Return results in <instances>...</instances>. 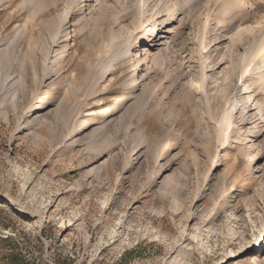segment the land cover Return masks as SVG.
<instances>
[{
  "label": "rangeland",
  "instance_id": "374dc122",
  "mask_svg": "<svg viewBox=\"0 0 264 264\" xmlns=\"http://www.w3.org/2000/svg\"><path fill=\"white\" fill-rule=\"evenodd\" d=\"M263 40L264 0H0V264H264V71L221 60Z\"/></svg>",
  "mask_w": 264,
  "mask_h": 264
},
{
  "label": "bare ground",
  "instance_id": "6f19581e",
  "mask_svg": "<svg viewBox=\"0 0 264 264\" xmlns=\"http://www.w3.org/2000/svg\"><path fill=\"white\" fill-rule=\"evenodd\" d=\"M175 10V8L172 6V8L170 9V11H171V13H170V17L168 18V21L166 22L167 24L168 23H172L174 20H173V18H174V11ZM161 19L159 18V19H157L156 21H155V23L156 22H160L159 23V26L158 27H155V24H154V30H152L150 33L151 34H149L148 35V37H143V38H141L140 40H138V45L137 46H142V50L144 51L143 53H139V55H138V57L139 58H137V61L138 62H140L141 63V65H142V63H143V61H146V59L149 57V55H150V53H147V50L148 51H151V49H154V48H157L160 44H161V39L163 38V37H165V35H163L162 33H166V32H168L167 30H166V27L164 26V24H165V22L164 21H160ZM69 19H68V16H67V14L66 15H64V17H61V19H60V24L62 25L63 23L64 24H67V23H69ZM256 39V38H255ZM258 41V40H257ZM235 43V42H234ZM252 43V42H251ZM256 43V41H254V45H253V43H252V45L249 47V48H247V50L245 51L246 53H244V51L243 52H241V53H243L242 54V58L239 60L238 59V61H237V59H235L236 57H237V55H235L232 51H228V53L225 55V56H222L221 57V60H223V62H226V63H228V64H230L231 65V67H230V69L228 70V75H227V79H228V82H227V86L230 88V91H231V93L233 92V93H235V98L238 100L240 97H242L241 96V94L239 93V82H238V80H239V78H242V77H245V79H247V78H250V77H252V79H254V81L255 80H259V79H261V80H263L262 78L263 77H260L261 75H259V74H261L258 70V68L256 67V70H257V72L256 73H254L253 74V71L255 70V68H253L254 66H253V62H255V60H257V59H259V64L261 65V69H262V71H264V49H262L261 48V46H263L264 47V40L262 41V43H259V42H257L258 44H255ZM262 44V45H261ZM201 48V47H200ZM201 50H202V48H201ZM202 53V52H201ZM200 53V54H201ZM142 54H144V56H145V58H144V60L141 62V55ZM202 55V54H201ZM201 57V56H200ZM144 64V63H143ZM203 64V63H202ZM249 65H251L250 66V68L248 69L247 67H249ZM255 65V64H254ZM229 66V65H228ZM201 67H204V65L202 66V65H200V69H201ZM202 69H204V68H202ZM205 69H206V67H205ZM204 72V71H203ZM202 73V72H201ZM239 73L241 74V75H239ZM205 74V73H204ZM204 74H202V76L204 75ZM206 75V74H205ZM201 76V77H202ZM207 76V75H206ZM264 76V75H263ZM138 77V74L135 72V70L132 72V76H131V79L133 80V82H136V78ZM207 78V77H206ZM199 79H200V76H199ZM199 79H197L196 81H198ZM202 79V78H201ZM205 80H207V79H205ZM202 81H204L203 79H202ZM202 81L200 80V82L198 81L197 82V84H198V87L200 88V90H201V88H202ZM138 83V82H137ZM196 83V82H195ZM204 83H205V87L207 88L208 87V89H209V87H210V85H211V83H212V81L210 80V79H208L206 82L204 81ZM262 84V83H261ZM131 85V84H130ZM135 86V85H134ZM134 86H132V88L134 87ZM213 86L215 87V86H217L214 82H213ZM131 87V86H130ZM218 87V86H217ZM131 88V89H132ZM131 89H127L126 91H125V93H124V95L121 97L122 98V100H125V99H129L130 97H132V95H133V90H131ZM263 90V89H262ZM217 92H219V91H217ZM220 93V92H219ZM222 94V95H221ZM239 101H241V100H239ZM237 102V101H236ZM219 103H221V105H228V96L227 95H223V93L221 92L220 94H218V93H213V94H211L210 95V107H211V109H210V114H212L213 116H219V110H217V105L219 104ZM240 103V102H239ZM201 104L203 105V103L201 102ZM238 103H236V104H233V106H231V107H233V110H234V107H235V105H237ZM241 104V103H240ZM230 105V104H229ZM239 106V105H238ZM225 107V106H224ZM230 107V108H231ZM229 108V107H228ZM225 109H226V107H225ZM232 109V108H231ZM235 111V110H234ZM200 116H202V117H204V116H209V113L208 112H206V110H204V114H201ZM252 131V130H251ZM250 158V156H248V158L247 159H249Z\"/></svg>",
  "mask_w": 264,
  "mask_h": 264
},
{
  "label": "trees",
  "instance_id": "16d2710c",
  "mask_svg": "<svg viewBox=\"0 0 264 264\" xmlns=\"http://www.w3.org/2000/svg\"><path fill=\"white\" fill-rule=\"evenodd\" d=\"M126 255L128 254H125L121 257V259L119 261H117L115 264H123L125 262V259H126Z\"/></svg>",
  "mask_w": 264,
  "mask_h": 264
}]
</instances>
